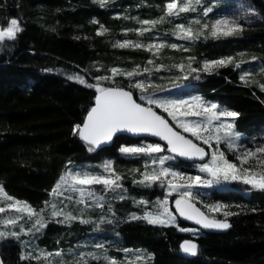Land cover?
<instances>
[{
	"label": "trees",
	"instance_id": "obj_1",
	"mask_svg": "<svg viewBox=\"0 0 264 264\" xmlns=\"http://www.w3.org/2000/svg\"><path fill=\"white\" fill-rule=\"evenodd\" d=\"M167 2L108 0L101 7L96 0H0V26H7L11 18H18L23 29L15 41L0 44V184L16 199L26 201L37 210L44 209L45 201H50L52 187L71 164L95 167L110 159L124 177L122 182L129 196L115 203L117 222L109 233L93 230L89 223L79 220L71 224L57 223L58 219L44 213L49 222L34 233L33 239L47 252L62 251L58 264L61 261L71 264L77 259L75 255L80 246L91 247L90 244L105 239L109 254L119 261L123 249L136 250L142 259L134 264H264V191L234 181L224 188L205 189L201 203L196 201L198 207L205 210L204 204L222 202L235 213L227 217L231 227L221 233L185 232L179 228L189 226L179 221L177 225L159 226L143 219L128 220L129 213L137 208L132 206L130 197L153 200L162 195L157 187H141L127 179L132 169L142 166L147 157L122 155L119 148L140 139L117 136L110 146L96 147L90 152L86 143L73 134L74 124L82 123L94 102L95 89L69 77L78 73L89 83H95L94 77L98 75L111 76L112 67L130 71L140 65L151 68V74L141 72L131 80L117 75L115 83L128 89L136 79L151 75L150 86L157 94L171 86L188 83L182 91L189 90L240 113L235 123L242 133L241 145L250 148L264 145V90L259 86L264 84V72H261L264 0H216L214 11H227L229 16L239 18L244 15L241 9L244 5L251 6L255 14L240 20L244 29L238 35L213 38L205 33L207 39L202 36L194 42L183 40L178 49L165 45L152 60L166 67L156 69L148 64L151 59L148 52L134 47L121 48L118 42L134 38L132 31L125 29H133L136 18L161 17ZM172 19L166 17L156 24L158 35L167 40L173 36ZM101 26L107 31L98 34ZM189 56H194L196 63L228 56L233 61L214 72H200L199 79L196 73L185 80L172 78L170 74L175 73V68L171 67L174 65L171 61L186 64ZM236 61L240 62L239 67ZM246 67L253 74L248 83L240 79ZM104 84L111 86V81ZM132 90L140 102L138 89ZM158 111L172 123L161 109ZM166 156L170 155L166 153ZM168 164L192 174L198 165L177 159L169 160ZM214 215L225 219L222 212ZM22 237L20 240L0 238V258L4 264H46L42 259H20ZM185 240L198 244L197 254L183 252L181 244ZM70 249L75 253L66 257ZM148 254H152L150 258ZM89 264L102 263L89 258Z\"/></svg>",
	"mask_w": 264,
	"mask_h": 264
},
{
	"label": "snow or ice",
	"instance_id": "obj_2",
	"mask_svg": "<svg viewBox=\"0 0 264 264\" xmlns=\"http://www.w3.org/2000/svg\"><path fill=\"white\" fill-rule=\"evenodd\" d=\"M96 2L101 7H105L108 0H96ZM241 9L244 15L239 18L222 14L218 18L208 21L207 18L210 13L214 12V7L206 4L201 6V0H168L163 16L155 20H140L136 18L142 27L125 29V31H136L142 35L144 32L151 30V28H144L143 25L155 27L158 22H163L166 17L171 20L172 18H179L182 13H196L197 15L193 17L187 26L185 23H177L172 34L180 39L193 42L199 40L202 36L207 39L206 30L213 38L234 36L241 33L244 29V24L240 20H246L249 14H255V10L251 6L245 7L241 5ZM94 22L98 23V21ZM192 24L197 26L195 30ZM22 30L18 18H11L7 26H0V44L5 41H15L18 33ZM103 31H107V29L101 26L98 34H103ZM165 43H148L145 45L141 42L124 40L123 42H118V46L121 48H147L152 51L154 47L159 49ZM170 47L177 49L180 45L172 43ZM252 59L255 60L256 57H252ZM232 61L233 57L231 56L215 60L204 59L202 66L193 67V64L196 63V58L189 56L186 64L182 61L171 67L180 69L184 73V79H187L193 73H196V78L199 79L198 74L200 72H214L217 68L226 66ZM148 64L153 65L156 69L166 67L163 63L155 64L152 59L148 61ZM236 66L239 67V63ZM110 72L111 76L98 75L94 77L95 83H89L87 79L78 73L69 77L78 81L81 85L95 89L94 103L87 110L82 123L74 124L73 134L78 135L86 143L90 152L101 144L112 141L113 137L121 132L131 134L147 133L166 141L165 145L146 143L120 146L119 152L122 155L151 157L150 165L146 163L143 172H140L139 169L134 170L140 172V179H134L133 183L145 186L158 183L160 186L165 187L168 192V195H165L162 199H157L152 204L151 210L145 207L142 215L130 213L127 219H143L150 225L171 226L176 224L178 214L180 217L195 221L196 224L201 225L204 229L230 228L231 224L228 222L227 217L235 213L229 210V206L222 202H215L204 204L205 210H202L196 204L199 197L194 195L193 188L197 185L212 187L221 182L241 181L246 185H250L252 189L264 191V145H258L254 150L247 148L243 152H239V141L242 133L236 129L235 120L240 113L218 103L206 101L200 95H190L186 98L157 97L148 92L149 83L143 79H136L134 83L129 85L128 89L115 83L114 78L117 75L127 76L131 80L141 72L151 74L152 69L148 67L141 68L140 65H136L130 71L112 67ZM261 72H264V68L261 69ZM248 76L249 73L245 72L240 79L248 83V80H246ZM177 79H180V77H177ZM105 81H111V86H105ZM259 86L264 90V84ZM132 89L140 90V102L134 97ZM159 109H162L163 113H166L167 117L174 123H170L169 119H166L165 115L158 111ZM181 129L182 131H180ZM186 134H190L191 138ZM221 143L226 144L229 150L239 153L236 156V161L228 158L226 152L220 148ZM201 145L207 146L211 149V152L206 151L205 147ZM165 150L176 155H152L162 153ZM209 155V162L201 163L199 166L200 171L207 174V178L201 175H188L186 172L180 171L166 163L169 160L174 161L176 156L203 159ZM69 163L71 164L72 162L70 161ZM255 165H259V167H255ZM99 167L103 169L102 172L90 171L75 165L67 168L52 187L51 194L56 197L64 196L71 203L75 194L78 193V198L75 199L77 204H84L85 207H91L92 204H95L103 209L105 207V197L93 187L100 185L105 191L112 190L115 192L120 190L118 198L124 200L126 197L123 193L126 190L121 183L123 177L116 171L114 161L105 160ZM66 192L69 195H65ZM172 193H176L174 209L169 204V196ZM0 198H2L0 199V204L3 205L0 206V213L14 210L12 215L0 220V224L16 226L18 221L24 219V213L32 221V226L27 229L21 224V232L34 233L44 229L49 222L44 214L49 205L52 209L51 218L63 217V219L56 220L57 223L71 224L76 220L81 223L90 222L89 219H85L83 209L80 210L79 215H76L72 211H65L64 208H60L57 204L50 201H45L46 207L44 209L37 210L26 201H20L10 195L2 184H0ZM133 202L145 206L150 203L147 199L136 200L135 198H133ZM108 212L111 218L109 216H101L99 219L108 223H116V212L111 204H108ZM221 212L225 219H219L214 215ZM181 230L199 231V229L187 228ZM3 237H14L20 240V232L11 230L0 231V238ZM22 243L27 246V242L22 241ZM181 248L185 253L195 255L199 246L193 240H185L182 242ZM95 249L96 251L87 253L79 252L78 258L73 260L71 264H89V258L97 261L103 260L105 264H121L115 257L108 254V250L103 243L95 244ZM123 251L128 253L130 250L123 249ZM52 255L53 253L44 250H39L37 256H33L31 252H22L20 259H36L40 261L41 258L47 260ZM56 255L62 256V251L57 252ZM151 255L148 254L149 258ZM137 259H142V257H137ZM0 264H4L2 258H0ZM48 264H51V262L49 261ZM61 264H67V262L61 261Z\"/></svg>",
	"mask_w": 264,
	"mask_h": 264
},
{
	"label": "rangeland",
	"instance_id": "obj_3",
	"mask_svg": "<svg viewBox=\"0 0 264 264\" xmlns=\"http://www.w3.org/2000/svg\"><path fill=\"white\" fill-rule=\"evenodd\" d=\"M215 1H212V2H209V3H206L204 2L203 0H201V6L203 5H208V6H212L215 4ZM222 2V0H221ZM199 11V9H198ZM164 12H165V6L163 8V12L159 15V16H163L164 15ZM228 15L227 11H214L213 13H210L209 16H208V21H211V20H214L215 18H218L220 15ZM197 14L196 13H182L181 16L179 18H173L172 21H173V26H171L172 28V32L175 30V25L177 23H185L186 26L188 25V23L193 19V17H195ZM229 16V15H228ZM145 19H148V18H141L140 20H145ZM148 20H153V19H148ZM203 22V21H202ZM142 27L139 22L137 21V24L135 27H133V29H137V28H140ZM144 28H151L150 31H146L144 32L142 35L140 33H137L136 31H132L133 35H134V38H126L124 40H130V41H133V42H141L143 44H148V43H154V44H158L160 42H166L162 47H160L159 49H156L155 47L153 48L152 51H149L147 48H140V49H143L144 51L148 52V55H150V58L152 59V56H158L159 53H161L163 47L166 45L169 49H172L170 47V45L172 43H176L178 45H182L183 44V40L184 39H180L178 38L177 36L173 35L171 39L167 40L163 37H161L160 35H158V33L156 32V25L155 27H151L149 25H143ZM192 27L193 29L195 30V28L197 27L195 24H192ZM205 33H208V31L206 30ZM209 34V33H208ZM123 40V41H124ZM121 41V42H123ZM178 49V48H177ZM174 50V49H173ZM204 60V59H203ZM201 60L200 62L198 63H194L193 64V67H198V66H202V61ZM209 60H215V59H209ZM239 60V59H238ZM173 64H176V63H180L182 61H179V60H173L171 61ZM236 65L237 63H239L240 65V62L239 61H236L235 62ZM245 72L249 73V76L246 77V80H249L251 79L252 75L251 74V71L249 69V67H246V68H243L242 71H241V75H243ZM251 74V76H250ZM240 75V76H241ZM170 76L174 79H176L177 77H180L181 80H185L183 77H184V73H182L180 71V69L178 68H175V73L173 74H170ZM143 79V78H142ZM173 79V81H174ZM143 80L147 81L149 83V88H148V92L150 94H153L157 97H170V98H186L190 95H199V94H195V93H192L190 92L189 90L184 92L182 91L181 89H184L185 87H188V83L186 84H179V85H176V86H171L169 87L168 89H166L165 91L166 92H160L159 94H157L155 91H154V87L150 86L152 84V81H151V75H148L146 78H144ZM180 80V81H181ZM170 81V79H168V82ZM244 82V81H243ZM138 98L140 97L141 95V92L140 90H138ZM201 96V95H200ZM205 99V98H204ZM206 101H210V100H207L205 99ZM211 102V101H210ZM214 103V102H213ZM162 110V109H161ZM163 111V110H162ZM166 114V113H165ZM167 116V114H166ZM169 118V117H168ZM171 120V119H170ZM174 123V122H172ZM182 131V129H181ZM190 135V134H188ZM146 143H157L155 141H145V140H138V142L132 144V145H135V144H146ZM240 144V148H239V152H243L245 149L247 148H250V147H246L244 145H241V143L239 142ZM220 148L222 150H224L226 152V155L228 156V158L230 160H233V161H236V156L239 154L238 152L236 151H232V150H229L227 148V145L224 144V143H221L220 145ZM252 149L254 150L255 147H252ZM211 151V149H209ZM166 150L162 153H156V154H152L153 156H159V155H166ZM170 155V154H169ZM171 156V155H170ZM139 157V156H137ZM147 157L146 161L143 163L142 166H139V165H136L134 169H132V171L129 173L127 179L131 180V182L133 183V180L136 179V180H139L140 179V172H143L144 171V168H145V164H149L151 163V157L149 156H145ZM210 160V156L209 158L207 159L206 162L204 163H207L209 162ZM104 161L100 162V163H97L95 167H87V166H80V165H75V166H79L80 168H86L90 171H97V172H102L103 169H101L99 167V165L101 163H103ZM238 162V161H237ZM168 164V161L166 162ZM169 165V164H168ZM74 165H70L68 168H71L73 167ZM170 166V165H169ZM200 164H198L197 166L194 167V171L196 173H188V175H191V176H196V175H201V176H204L205 178H207V174L206 173H202L200 171ZM247 166V165H245ZM255 167H259V165H255ZM136 169H139L140 172H136L134 170ZM123 177V176H122ZM124 179V177H123ZM122 179V180H123ZM231 182V181H228V182H221L220 184H217V185H213L212 187H216V188H224V187H227L228 183ZM235 183H241V181H234ZM121 183L123 184V182L121 181ZM243 183V182H242ZM134 185H139L141 187H150L152 189H154L153 187H157L158 189L161 190L162 192V195L157 197L156 199H153V200H149L150 203L149 205L145 206V205H142V204H139V203H134L132 204V206L134 207H137L136 208V211H132L130 213H137L139 215H142L143 214V211L145 209V207H147L149 210H151L152 208V204L157 201V199H162L165 195H168V192H167V189L165 187H162L160 186L158 183L157 184H154V185H151V186H145V185H142V184H136V183H133ZM124 186V184H123ZM95 188V190L99 193H101L102 195H104L105 197V207L103 209H101L100 207L96 206L95 204H92L91 207H85L84 204H77L75 202V199L78 198V193L75 194L74 196V199L71 203H69L64 196H53L51 194V198H50V202L51 203H55L57 204L58 207L60 208H64L65 211H72L74 214L76 215H79L80 214V210L83 209V214L85 216V219H89L90 222V226H91V229L93 230H99L100 232L102 233H109L112 229H113V225L114 223H108L107 221H101L99 219V217L101 216H109V218H111L110 216V213L108 212V204H111L113 206V208L115 207V203L116 202H119L121 201L119 198H118V194H120V190H116L115 192H113L112 190H107L105 191L100 185H95L93 186ZM207 188H210V187H205L203 185H197L193 188V193L194 195H198L199 199L197 200V202H200L202 201V197L205 193V189ZM124 189L126 190L123 194L125 195V197H129L128 196V192H127V189L126 187L124 186ZM156 189V188H155ZM65 195H69V193H65ZM175 196H176V193H172L170 196H169V204H170V207H174V199H175ZM2 199V198H0ZM130 199L133 200V197ZM136 200H140V198H135ZM89 203H91V201H89ZM201 203V202H200ZM65 205H67V207H65ZM141 205V206H140ZM0 206H3L2 204H0ZM46 207V206H45ZM44 207V208H45ZM138 209V210H137ZM52 209L49 206H47V209H46V215L48 217H50V213H51ZM14 213V210H8L6 211L5 213H1V216L2 218L0 220H3L6 216L8 215H12ZM129 213V214H130ZM24 216V219L23 220H20L17 222V225L16 226H12V225H3V224H0V231H16V232H20V235H23V237L21 238V241H20V245H21V248L23 250V252H31L33 254V256H37L39 254V250H44L40 247H38L34 241V236L35 235L34 233H38V232H34V233H29L27 231H24V232H21L20 230V225L23 224L25 229L27 228H30L32 226V221H30L28 219V216L26 213L23 214ZM117 216V214H116ZM51 218V217H50ZM53 219H63V217H56V218H53ZM177 222H178V219H177ZM177 222L176 224L174 225H177ZM180 230L182 228H179ZM185 229V228H184ZM187 229H193V228H189L187 227ZM185 232H189V233H194L195 231H185ZM106 240H104V242H98V243H103L105 245L106 243ZM23 242H27V246H25ZM95 244L97 243H92L90 244L91 247H88V245L84 244L82 246H80L79 250H77V254L75 255L77 258H78V254L79 252H90V251H96L95 249ZM105 247L107 248V246L105 245ZM71 250V251H70ZM68 251H66L69 255L66 256V257H72V255L75 253L74 250L70 249ZM45 251V250H44ZM47 252V251H46ZM58 251H54V252H49V253H53L52 256L48 257L47 260H45L44 258H41L46 264H48V262L50 261L51 264H58L59 263V259H62L59 257V255H56ZM109 254V252H108ZM110 255V254H109ZM122 256L120 257L121 258V264H134V262L137 260V257H141L140 254L137 253L136 250H130L128 253H125L123 252V254H121ZM62 257V256H61ZM57 259V260H56ZM119 261V260H118ZM100 263L102 264H105V262L103 260H99Z\"/></svg>",
	"mask_w": 264,
	"mask_h": 264
},
{
	"label": "water",
	"instance_id": "obj_4",
	"mask_svg": "<svg viewBox=\"0 0 264 264\" xmlns=\"http://www.w3.org/2000/svg\"><path fill=\"white\" fill-rule=\"evenodd\" d=\"M117 136H127V137H129L131 139H145V140H149V141H155V142L160 143L162 145H165L166 144V141H163L160 137L152 136L151 134H147V133H144V134H131V133H127V132H121V133H117L113 137V140L112 141L105 142V143L101 144L99 147H107V146H110L113 143L114 139ZM201 146H203V145H201ZM203 147H205V146H203ZM205 149H206V151L209 152V150H208L207 147H205ZM166 152L168 154H170L171 156L176 155V154H173V153L168 152L167 150H166ZM208 157L209 156H206L203 159H201V158H185V157L176 156V159L179 160V161H181V162L188 163V164H191V163L201 164V163L206 162L207 159H208ZM173 209H174V207H173ZM177 219H178L179 222L184 223V224H186L189 227H193V228H196V229L205 231V232L221 233V232L226 231V229H204L201 225L196 224L195 221L188 220V219H186L184 217H180L178 214H177ZM185 254H189V253H185Z\"/></svg>",
	"mask_w": 264,
	"mask_h": 264
},
{
	"label": "bare ground",
	"instance_id": "obj_5",
	"mask_svg": "<svg viewBox=\"0 0 264 264\" xmlns=\"http://www.w3.org/2000/svg\"><path fill=\"white\" fill-rule=\"evenodd\" d=\"M223 4V3H222Z\"/></svg>",
	"mask_w": 264,
	"mask_h": 264
}]
</instances>
